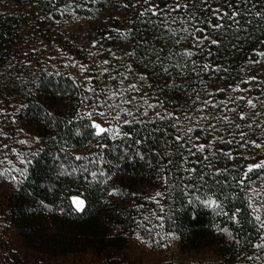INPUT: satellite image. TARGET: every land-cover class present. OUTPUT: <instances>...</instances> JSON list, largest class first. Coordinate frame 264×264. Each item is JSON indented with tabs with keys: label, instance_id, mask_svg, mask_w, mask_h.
Masks as SVG:
<instances>
[{
	"label": "trees",
	"instance_id": "1",
	"mask_svg": "<svg viewBox=\"0 0 264 264\" xmlns=\"http://www.w3.org/2000/svg\"><path fill=\"white\" fill-rule=\"evenodd\" d=\"M181 2L188 8L165 22L140 14L175 0H0V226L18 241L9 247L18 264H64L90 255L103 264H127L131 237L157 249L169 233L192 249H209L221 264H264V248L256 247L264 244V210L249 196L264 169L248 173L245 157L251 117L264 141V58L258 55L264 18L256 15L264 0ZM33 8L36 38L43 40L35 55L23 57L18 18ZM233 8L240 31L213 11L230 16ZM175 17L187 25L172 22ZM80 21L83 43L73 27ZM217 23L225 27H209ZM183 27L202 44L168 31ZM205 33L219 46L204 40ZM149 45L162 49L160 62L149 63L156 60ZM186 50L194 54L175 55ZM169 51L174 55L164 59ZM73 61L83 62V79L72 73ZM165 113L173 118H159ZM94 118L113 131L97 138ZM199 145L210 147L201 152ZM73 196L86 201L83 213L75 211Z\"/></svg>",
	"mask_w": 264,
	"mask_h": 264
},
{
	"label": "rangeland",
	"instance_id": "2",
	"mask_svg": "<svg viewBox=\"0 0 264 264\" xmlns=\"http://www.w3.org/2000/svg\"><path fill=\"white\" fill-rule=\"evenodd\" d=\"M19 15V22H24V29L20 31V33H22L23 35V39H21L20 42L22 43V45H25V50L22 52V56L28 57L30 56V53H34L35 55L37 47L41 45V40H43L42 38H36L37 35H40L41 33L36 27L38 24L35 23L33 25L34 19L39 16V12L36 8H33L29 10L27 9L26 11L23 10ZM69 20L68 22L71 23V21ZM82 24L83 21H80L75 22V24L73 25V27L77 29L75 35L76 37L80 38L81 43H83V30L85 31V29L81 28ZM65 29H67V27H65ZM45 45L46 42L44 43V46ZM47 46L48 49L52 52L53 47H51L50 45ZM72 63V73L83 79V71H85L83 62L73 61ZM233 91H235L236 94L240 92V97L242 100L248 99L247 97L249 96V94L247 95L246 93H244L245 91L241 89H235ZM251 98L252 97L249 96L248 100H252ZM257 117L260 118V115H258ZM256 121V116L251 117V123L248 126H245V133L252 138L250 142H247V149L245 151V157L249 160L248 166L260 162V160L264 157V147L257 148L251 143L252 141H255L258 144H264L262 138L259 137L260 124H258ZM93 122L100 124L103 128L113 129L112 124L105 122L103 119L94 118L91 121V125L93 124ZM92 129L97 138L107 133L105 132L100 135H96V129L93 127ZM93 144L94 141L90 143V145L86 149H83V151H79L76 154L80 155L86 152L87 150L92 148ZM249 196L250 202L256 208H258L257 211L261 213V211L264 210V179L251 186L249 190ZM116 200L120 201L118 198ZM211 208L218 209V207L215 206H211ZM8 237L9 234L5 233V230L2 228V226H0V264H18L19 256L17 252L9 248L12 247L11 243H18V241L12 234L11 239H8ZM129 242L130 246L127 251L129 261L127 264H221V259L216 257L209 249H205V247L202 246L198 249H192L190 248L191 244L189 245L187 239H183L181 238V236L175 233L166 234L164 240L160 243L159 248L157 249H151L145 242L137 238V236L135 235L130 238ZM185 245L187 246L185 247ZM80 261H83V264H103V261L101 259L93 257L92 255L88 256L87 258L83 256V260L78 258H75L74 260L71 259L64 264H81L78 263Z\"/></svg>",
	"mask_w": 264,
	"mask_h": 264
},
{
	"label": "snow or ice",
	"instance_id": "3",
	"mask_svg": "<svg viewBox=\"0 0 264 264\" xmlns=\"http://www.w3.org/2000/svg\"><path fill=\"white\" fill-rule=\"evenodd\" d=\"M204 2H206V0H204ZM245 2H247V0H245ZM145 3H150V0H145ZM188 6L189 5L187 3H182L181 0H175L174 4L166 6L165 8H160L159 5L151 6V7L147 8V9H145V12H142L140 15L144 16L146 13L150 12L153 16H157V17L163 19L165 22H167L168 21V17L171 14V12L179 11L181 8L187 9ZM213 11H214V14H216L215 18L218 21L219 20H223L224 18H227V19L233 21V23L235 25H237L236 31H240L241 30L240 27H239V19H238V17L240 16V12H239L238 8H233L232 13H231L230 16H229L228 12L221 13L220 9H214ZM256 15L258 17L264 18V12H257ZM176 20H179L181 22V24H183V25H187V23H188V19H185L184 17H175V18L172 19V22H175ZM209 27H211L214 30L218 31V30L224 28L225 25L221 24V23H217L215 25L209 24ZM229 27H231V25H229ZM168 31L171 32L173 35H176L179 32H183V33H185V34H187L189 36H193L194 39H196L197 44L195 46H200L202 44V41L200 40V38L195 37V33L190 31L187 27H183L181 29H171V28H169ZM195 31L205 32V30L202 29V28H197V29H195ZM121 35L124 36L125 38H127L129 33L125 32V33H121ZM183 38H184L183 36L180 37V39H183ZM203 39L204 40H209L211 45H216L217 47L220 44L219 40L211 39V37L208 36L206 33L204 34ZM176 42L179 43L180 40H177ZM149 51L156 56V60L155 61H151L150 60L149 63H156V62H160L161 61L160 52L162 51V49L158 50V49H155L154 47H152L151 45H149ZM134 54H135L134 52L133 53H129V55H134ZM147 54L148 53H146V55ZM193 54H194L193 52H191L189 50H186V51H183V52H180V53H176L175 55H179L181 57H189L190 58ZM173 55L174 54L171 51H169L168 56L164 57V59H169L170 60ZM258 55L260 57L264 58V52L258 53ZM105 63H107V61H105ZM253 63H255V62H253ZM195 64H196V62L193 61V65L194 66H195ZM175 66L180 68L181 71L185 67V65H182L179 62H177ZM202 67L205 70H207L210 66L205 64ZM213 70L214 71H219L220 68L218 66L217 68H215ZM163 71L164 72H168V67L167 66H163ZM251 79H255V77H253ZM245 82L247 83L249 81H245ZM132 87L135 88L136 86L132 85ZM127 102L130 103V101H127ZM204 103H208V102L205 101ZM248 104L250 106H252V107H255V104H253V102L251 100L248 101ZM160 106L162 107V105H160ZM213 106H215V105H213ZM148 107L149 108H153V107H156V105L149 104ZM144 114L146 115L147 113L145 112ZM100 115L104 116L103 113H100ZM89 118H91V114H89ZM159 118H161V119H165V118L171 119V118H173V116H172V114L165 113L164 116H160ZM241 119H244V117L241 116ZM125 123H129V121H125ZM91 126L96 129V135H100V134L105 133V132H112L113 131L112 129L103 128L100 124L95 123V122H93V124ZM173 126L175 127V125H173ZM115 134L119 135V132L117 131ZM179 139H181V138L177 137V140H179ZM229 143H230V141H229ZM251 143L257 148L264 147V144H258L255 141H252ZM197 147H198V151L203 152L205 147H210V145L209 146L199 145ZM189 151H191V150L189 149ZM227 155L229 157H231L230 153H228ZM205 158H207V157H205ZM258 169H264V161L258 162V163L254 164V165H249L248 169H247V172L250 173V172H253L254 170H258ZM190 171H195V169H190ZM21 175H24V173L21 172ZM245 178H247V173H245ZM11 179L13 181H15L16 177L13 176V177H11ZM156 195L157 196H162L161 193H157ZM71 203L74 206L75 211L81 212V213L84 212L85 207H86V201L84 199H82V198H80L78 196H73L71 198ZM206 203L208 205H211V206L220 207V205L215 200H212V199H209ZM233 219H235V217H233ZM256 219H257V221H260V217L259 216H257ZM260 227L264 228V221H260ZM256 247L264 248V244H258V245H256Z\"/></svg>",
	"mask_w": 264,
	"mask_h": 264
}]
</instances>
